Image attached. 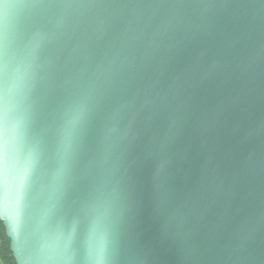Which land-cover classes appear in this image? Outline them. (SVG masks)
<instances>
[{
	"label": "water",
	"instance_id": "95a60500",
	"mask_svg": "<svg viewBox=\"0 0 264 264\" xmlns=\"http://www.w3.org/2000/svg\"><path fill=\"white\" fill-rule=\"evenodd\" d=\"M0 221L16 264H264V0H0Z\"/></svg>",
	"mask_w": 264,
	"mask_h": 264
},
{
	"label": "trees",
	"instance_id": "16d2710c",
	"mask_svg": "<svg viewBox=\"0 0 264 264\" xmlns=\"http://www.w3.org/2000/svg\"><path fill=\"white\" fill-rule=\"evenodd\" d=\"M10 242L6 237L5 229L0 221V256H2L7 264H16L10 251Z\"/></svg>",
	"mask_w": 264,
	"mask_h": 264
},
{
	"label": "clouds",
	"instance_id": "9594fccd",
	"mask_svg": "<svg viewBox=\"0 0 264 264\" xmlns=\"http://www.w3.org/2000/svg\"><path fill=\"white\" fill-rule=\"evenodd\" d=\"M0 264H7V262L2 256H0Z\"/></svg>",
	"mask_w": 264,
	"mask_h": 264
}]
</instances>
